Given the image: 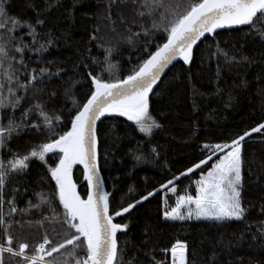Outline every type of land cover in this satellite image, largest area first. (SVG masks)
<instances>
[{"label": "trees", "instance_id": "16d2710c", "mask_svg": "<svg viewBox=\"0 0 264 264\" xmlns=\"http://www.w3.org/2000/svg\"><path fill=\"white\" fill-rule=\"evenodd\" d=\"M180 2L187 3L188 0ZM107 4L108 0H57L58 6L40 17L45 23L38 26L37 31L51 30L53 43L40 54L39 60L36 53H31L29 68L46 67L54 75L39 85L44 88L45 94L31 99L48 100L49 93H56L55 98L48 102L47 110L50 115L63 117V123L57 127L58 133L70 127L68 120L69 110L74 109L73 97L82 105L86 94H90L89 72L92 75L99 73L105 80L123 78L146 58L147 51H154L155 46L166 38L159 32L151 36L141 33L138 39L134 38L133 43L129 44L124 39L128 33L119 22L117 13L131 21L135 19L133 6L126 3L111 8L119 33L117 35L102 19L108 11ZM44 8V0H8L6 5L9 16L33 23L37 19V11ZM138 30L133 26L132 31ZM248 33L247 26L215 31L195 47L189 64L181 60L170 68L149 98L150 115L162 126L154 129L150 137L139 132L133 122L118 113H109L99 122V163L110 195L111 214L204 159L209 153L203 149V145L229 142L264 122V43L255 33ZM93 35L97 39H90ZM24 39L31 38L25 36ZM41 39L43 41V37ZM145 40L151 41L147 48L143 43ZM217 42L229 55L233 54L232 48L235 46L237 59L241 52L249 57L248 61H242L230 71L223 70L220 79H217V57L211 56L216 51ZM107 48L112 49L110 54L106 53ZM106 55H109L107 63L114 65L111 70L107 69L105 63ZM25 59L28 57L25 56ZM219 59L223 63V58ZM48 61L52 63L48 64ZM57 69L62 70L59 75H55ZM26 78V74L21 77L22 80ZM193 87L202 95L193 96ZM65 89L70 90V95H65ZM29 102L28 99L24 100L23 106L27 107ZM8 111H14V115L19 117L23 107ZM0 119L6 121L3 112H0ZM29 120H37V115L33 113ZM46 139L47 135L43 132L37 135L35 131L25 130L9 142L11 152L0 149V158L7 160L12 152L24 154L33 144ZM152 148L156 149L155 153L151 152ZM141 154L145 158L137 162L134 155ZM58 160L59 156L54 153L46 154V163L31 158L24 173L11 175L3 190L5 200L11 198L17 209L27 210L12 213L11 219L21 221L23 225L13 226L12 234L30 245L39 242L45 233L54 243L63 238L64 229L60 224L43 221V226H40L44 217H51L53 213L62 217L64 213L55 195V181L49 172V168L55 167ZM242 160V200L249 208L242 222L164 218V198H167L170 206L174 205L175 196L184 190L195 194L194 182L208 167L207 163L200 169H194L191 174L181 176L175 182V194L166 193V190L157 192L128 213L113 218L119 224L128 225L117 237L119 245L125 249L124 261L127 262L135 253L133 264H153L152 257L162 264H169V251L164 250L180 240L186 243L188 264H227L236 257L243 258L244 264H248L249 257L253 264L264 262V249L259 248V238L256 242L252 241V233L257 231L258 222L264 220V215L259 212L261 205H264V131L245 138L242 142ZM71 173L80 196L86 199L87 184L82 166L73 165ZM130 187L134 189L132 193H129ZM36 193L48 194L50 203L29 208V202L38 203ZM4 211H8L7 204ZM249 222L254 223L251 231L245 233V239L238 247L234 244L231 253L225 252L224 243L218 244L217 241L223 238L227 242L233 239V233L239 236ZM54 232L60 235L56 236ZM146 239L150 242H146ZM213 252L218 253L215 260L210 259Z\"/></svg>", "mask_w": 264, "mask_h": 264}, {"label": "snow or ice", "instance_id": "6c2138e0", "mask_svg": "<svg viewBox=\"0 0 264 264\" xmlns=\"http://www.w3.org/2000/svg\"><path fill=\"white\" fill-rule=\"evenodd\" d=\"M8 0H0V112L6 116V121L0 119V149H7L9 142L21 132L35 131L37 135L46 134L47 139L33 144L24 154L12 152L5 160L0 158V264H133L136 260L135 253L124 261L125 249L119 245L117 233L125 230L127 224L114 223V217H120L128 213L142 201H146L155 193L166 190V193L175 194L177 187L175 182L181 176L191 174L194 169H200L219 154V158L211 164L206 172H202L194 183L195 195L184 190L175 196L174 205L168 206L167 198L163 216L166 219L184 221L186 219H206L216 222L237 221L242 222L249 208L242 200V142L252 133L264 131V122L250 130L244 131L236 138L226 143L203 145V149L209 153L204 159L185 169L184 172L173 176L159 188L140 195L138 200L128 203L119 211L109 214V194L103 190L99 177L97 162V121L106 113H118L133 122L139 132L150 137L154 129L162 127L158 121L150 115L149 94L153 86L161 78L165 68L177 57L182 58L184 64H189L193 57V47L205 36L213 34L217 29L225 26H247L249 33H255L264 43V0H188L181 3L180 0H108V11L103 16L110 26V31L116 33V20L111 15L114 5L130 3L133 6L135 19L129 21L122 14L117 13L119 22L124 25V31L128 33L124 37L129 44L134 38H139L141 33L151 36L162 33L166 38L164 42L155 46L154 51H147L146 58L133 67L123 78H110L105 80L99 73L90 78L89 93L82 105L73 97L74 109L69 110L70 127L62 133L57 132L59 124L63 123L61 115H50L47 110L49 101L55 98L56 93L48 94V100L31 99L41 97L45 90L39 87L45 79H50L52 72L49 68H29L31 53L40 54L47 50V46L53 43L54 35L51 30L38 32V26H43L45 21L40 17L52 7L58 6L57 0H44L45 8L37 11V19L33 23L30 20L21 21L17 17L9 16L6 5ZM147 21V23H146ZM133 26L138 31H132ZM26 29V31H21ZM99 27H97V31ZM17 33H20L19 35ZM28 36L31 39L25 40ZM43 37V41L42 38ZM90 39H97L95 35ZM145 48L151 43L144 42ZM102 47L103 45H99ZM111 48L106 49L110 54ZM235 46L232 55L216 43V51L211 53L217 57V79L220 73L239 65L242 61H248L249 57L240 53L237 59ZM25 56L28 59H25ZM219 57L223 58V63ZM109 55L105 56V63ZM93 59V63H95ZM52 61H48L51 64ZM87 68V65H85ZM114 65L107 63V69ZM57 69L55 75L61 73ZM26 74V79H21ZM65 95H70V90L65 89ZM192 95H202L192 88ZM30 102L27 107L23 101ZM231 99V96L229 97ZM23 107L19 117L14 111ZM195 110V101H193ZM52 111H55L54 109ZM74 111V115L72 112ZM35 113L37 120L30 122L29 118ZM58 150V151H57ZM156 152L155 148L151 149ZM54 153L59 156L55 167L49 168L51 178L55 181L56 193L59 204L64 213H53L51 217H44L43 221L60 224L63 238L58 242L53 241L45 233L41 240L34 245L22 241L12 234L13 226H21V221L11 219L12 213L25 212L26 209H17L13 199L5 200L3 190L11 175L20 174L28 168L31 158H36L46 163V154ZM145 157L143 154L134 155V159L140 162ZM74 164L83 165L84 178L87 181V199H82L77 192L76 184L72 180V167ZM134 189L129 188V193ZM38 203L29 202V208H39L41 204L50 203V197L45 193H36ZM8 205V211H4V205ZM259 212L264 215V205ZM7 217V219H6ZM29 224L31 221L28 222ZM254 222L245 224V229L237 236L233 233V239L224 243V251L231 253L234 246H239L245 239V233L251 231ZM147 231V229H146ZM54 235L59 236V233ZM259 238V248L264 249V220L258 222L257 231L252 233V241ZM146 242H150L147 241ZM251 244L249 247L251 248ZM172 264H187L186 243L176 240L170 249ZM82 253V254H81ZM56 254V255H54ZM218 253L213 252L210 257L215 260ZM153 264H162L152 257ZM227 264H244L241 257ZM248 264H253L252 258H248ZM264 264V262H261Z\"/></svg>", "mask_w": 264, "mask_h": 264}, {"label": "water", "instance_id": "95a60500", "mask_svg": "<svg viewBox=\"0 0 264 264\" xmlns=\"http://www.w3.org/2000/svg\"><path fill=\"white\" fill-rule=\"evenodd\" d=\"M240 27H243V26H225L224 28L217 29L216 31H218V30H222V29H232V28H240ZM208 35H209V34L206 33L205 36L202 37L201 40L198 41L196 45H194V47H193V51H194L195 47H196V46H197V45H198V44H199V43H200V42H201L206 36H208ZM181 60H182V58L177 57L175 60L172 61L171 64H169V65L165 68L164 72L161 74V78H160V80L157 82L156 85L153 86V91L150 92V94H149V98H150L151 95L154 93V91L156 90V88L158 87V85L160 84V82L162 81V79L164 78V76L167 74V72L170 70V68H171L174 64H176L177 62H179V61H181ZM107 114H109V113H106L104 116H102V117L97 121V162H98L99 177H100V180L102 181V187H103V190L106 191V192L109 194L108 189H107V186H106V182H105L104 175H103L102 170H101V168H100V163H99V140H98V126H99V122H100V121H101V120H102ZM74 165H76V164H74ZM80 165H81V164H80ZM81 166H82V168H83V165H81ZM83 172H84V169H83ZM85 181H86V180H85ZM86 184H87V181H86ZM87 194H88V187H87ZM86 199H87V197H86ZM109 206H110V195H109ZM109 214H111L110 211H109ZM113 222H114V223H117L114 219H113ZM118 234H119V232L117 233V237H118Z\"/></svg>", "mask_w": 264, "mask_h": 264}, {"label": "rangeland", "instance_id": "374dc122", "mask_svg": "<svg viewBox=\"0 0 264 264\" xmlns=\"http://www.w3.org/2000/svg\"><path fill=\"white\" fill-rule=\"evenodd\" d=\"M208 155H209V154H208ZM218 158H219V154H217L216 157H214L213 160L210 161V162L208 163V167H207L203 172H206L207 169L211 167V164H212L213 162H215V160L218 159ZM71 175H72V173H71ZM72 180H73V177H72ZM73 182H74V180H73ZM76 189H77V187H76ZM77 192H78V190H77ZM78 194H79V192H78ZM79 195H80V194H79ZM192 195H195V194H192ZM80 197H81V196H80ZM81 198H82V197H81ZM193 219H195V218H193ZM202 219H203V218H202ZM204 220H206V219H204Z\"/></svg>", "mask_w": 264, "mask_h": 264}, {"label": "built area", "instance_id": "2783aa9c", "mask_svg": "<svg viewBox=\"0 0 264 264\" xmlns=\"http://www.w3.org/2000/svg\"><path fill=\"white\" fill-rule=\"evenodd\" d=\"M167 254H169V259H168L169 264H172V257L170 251ZM186 255H187V264H188V252L186 253Z\"/></svg>", "mask_w": 264, "mask_h": 264}]
</instances>
